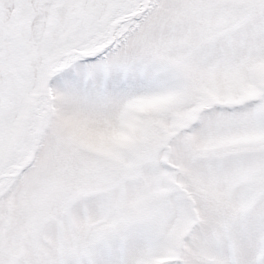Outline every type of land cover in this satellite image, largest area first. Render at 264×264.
Listing matches in <instances>:
<instances>
[{
	"label": "snow or ice",
	"instance_id": "6c2138e0",
	"mask_svg": "<svg viewBox=\"0 0 264 264\" xmlns=\"http://www.w3.org/2000/svg\"><path fill=\"white\" fill-rule=\"evenodd\" d=\"M0 264H264V0H0Z\"/></svg>",
	"mask_w": 264,
	"mask_h": 264
}]
</instances>
